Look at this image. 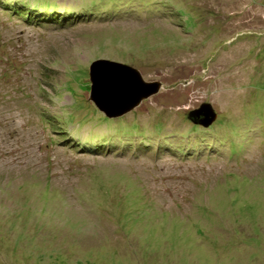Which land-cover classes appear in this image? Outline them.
Returning a JSON list of instances; mask_svg holds the SVG:
<instances>
[{
  "label": "rangeland",
  "instance_id": "rangeland-1",
  "mask_svg": "<svg viewBox=\"0 0 264 264\" xmlns=\"http://www.w3.org/2000/svg\"><path fill=\"white\" fill-rule=\"evenodd\" d=\"M96 61L161 88L106 119ZM0 264H264V0H0Z\"/></svg>",
  "mask_w": 264,
  "mask_h": 264
},
{
  "label": "water",
  "instance_id": "water-1",
  "mask_svg": "<svg viewBox=\"0 0 264 264\" xmlns=\"http://www.w3.org/2000/svg\"><path fill=\"white\" fill-rule=\"evenodd\" d=\"M88 82V100L110 120L130 113L161 88L159 82H145L133 67L105 61H96L89 66ZM187 117L193 124L208 128L216 114L210 104L204 103L190 111Z\"/></svg>",
  "mask_w": 264,
  "mask_h": 264
},
{
  "label": "trees",
  "instance_id": "trees-1",
  "mask_svg": "<svg viewBox=\"0 0 264 264\" xmlns=\"http://www.w3.org/2000/svg\"><path fill=\"white\" fill-rule=\"evenodd\" d=\"M8 1H3L2 4L7 5L6 7H4V9L9 10L11 14H13L14 17H19V18H26L27 21H33V20H37V18L33 15H30L28 12H26V10H23L24 7L28 8L27 5L21 4V3H13L12 5L8 6ZM55 9L54 8H50L49 10ZM51 21V20H49ZM60 23H63V20L61 21H57Z\"/></svg>",
  "mask_w": 264,
  "mask_h": 264
}]
</instances>
